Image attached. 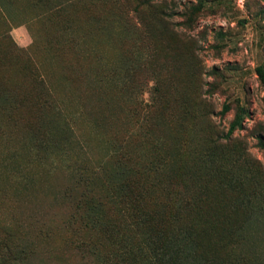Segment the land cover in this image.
<instances>
[{"label": "rangeland", "instance_id": "obj_1", "mask_svg": "<svg viewBox=\"0 0 264 264\" xmlns=\"http://www.w3.org/2000/svg\"><path fill=\"white\" fill-rule=\"evenodd\" d=\"M258 70L264 0H0V264H111L133 187L247 207L241 252L264 264ZM79 197L100 250L70 239Z\"/></svg>", "mask_w": 264, "mask_h": 264}, {"label": "trees", "instance_id": "obj_2", "mask_svg": "<svg viewBox=\"0 0 264 264\" xmlns=\"http://www.w3.org/2000/svg\"><path fill=\"white\" fill-rule=\"evenodd\" d=\"M202 10V4L194 7L192 13ZM264 84V72L258 70ZM41 83V81H40ZM225 110L227 107L225 106ZM233 121L225 139L228 140L240 129V122ZM258 144L264 146L261 137ZM130 161V160H128ZM89 186L90 180H83ZM124 182V181H123ZM127 182V181H126ZM143 187H133L128 198L131 211L130 225L134 229V242L119 244L121 255H106L104 259L111 264H251L242 247L246 242L243 209L247 207H228L223 194L199 192L196 195L175 194L178 205L172 207L166 203L161 207L156 203L150 205L147 191ZM88 195L84 192L80 197ZM125 196V195H123ZM72 203L76 210L72 212L67 226L78 222L81 228L70 233V239L78 250L91 246L94 250L104 247L103 240H87L84 229L99 223L100 217L95 212L94 221L85 218L79 208L88 206L82 198ZM127 198V196H126ZM154 200V199H153ZM156 202V201H154ZM91 203V207L100 204ZM126 203V202H125ZM102 205V204H101ZM248 213L246 212V215ZM92 226H89V225ZM112 231L110 228L104 232ZM109 235V234H108ZM112 261H115L114 263Z\"/></svg>", "mask_w": 264, "mask_h": 264}]
</instances>
